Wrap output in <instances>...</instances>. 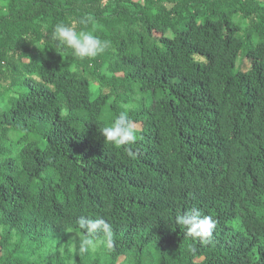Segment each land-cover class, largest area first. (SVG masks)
<instances>
[{"label":"trees","instance_id":"16d2710c","mask_svg":"<svg viewBox=\"0 0 264 264\" xmlns=\"http://www.w3.org/2000/svg\"><path fill=\"white\" fill-rule=\"evenodd\" d=\"M61 22L108 48L75 57L52 39ZM135 93L149 101L131 108ZM125 106L134 159L100 135ZM193 208L216 221L207 245L176 223ZM82 218L110 223L113 247L100 234L101 254L79 253ZM66 241L76 253L51 264H264V6L0 0V264Z\"/></svg>","mask_w":264,"mask_h":264},{"label":"clouds","instance_id":"9594fccd","mask_svg":"<svg viewBox=\"0 0 264 264\" xmlns=\"http://www.w3.org/2000/svg\"><path fill=\"white\" fill-rule=\"evenodd\" d=\"M92 17L79 21L80 24H86ZM72 24L63 22L56 24L52 32V39L58 46L71 49L75 57L81 60L93 59L104 53L109 46V41L102 40L92 32L77 31ZM100 135L103 141L117 149H124L130 158H135L136 152L132 146L137 143L138 131L135 122L129 115V109L125 106L124 110L119 112L115 119L108 125L100 129ZM176 223L186 230V234L202 245H207L213 239V233L216 228V221L210 215H204L199 209L193 208L181 215H177ZM80 227L87 235V239L78 244V252L86 253L89 250L95 252L98 246L96 237L100 234L104 239L101 241L108 249L114 245L113 229L110 223L103 218L91 219L82 218Z\"/></svg>","mask_w":264,"mask_h":264},{"label":"rangeland","instance_id":"374dc122","mask_svg":"<svg viewBox=\"0 0 264 264\" xmlns=\"http://www.w3.org/2000/svg\"><path fill=\"white\" fill-rule=\"evenodd\" d=\"M136 1L138 3H141L142 5L144 4V0H133ZM254 3L256 5H262L264 6V0H254ZM165 5L167 7H171V3L170 2H165ZM233 13V19L235 21L241 20L239 15L237 13H235V11L232 12ZM241 24H244L242 26V30L239 33L240 35L245 34V32L248 30V28L250 27V23L248 21L243 20ZM256 39H254L255 41ZM243 54V53H242ZM241 54V55H242ZM239 55L238 59H237V63H236V68L238 67H243L246 68L248 66L247 60L244 56ZM241 56V57H240ZM96 84L93 83V87H95ZM150 96H146L145 94H141V93H135L133 94V97L130 98L129 102L126 104L128 106H131V108H135L140 104V100H143L144 102L149 101ZM136 127H138L136 125ZM76 242L75 241H66L61 243V245L59 247L53 246V250H50L49 253L46 254V262H42L40 264H51L53 258H55L56 256H59L60 258H63L64 255H69V254H73L74 251L76 253ZM95 253H99L101 254V249L99 246H97V249L95 251ZM70 256V255H69ZM67 264H76V258L71 256L70 261L66 260ZM92 264H107L106 260L103 258V256H96L95 258H93L92 260ZM118 264H129L128 260L125 259H120L118 261Z\"/></svg>","mask_w":264,"mask_h":264}]
</instances>
